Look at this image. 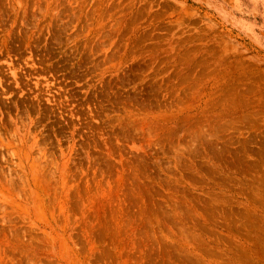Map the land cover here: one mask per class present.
<instances>
[{"label":"rangeland","instance_id":"obj_1","mask_svg":"<svg viewBox=\"0 0 264 264\" xmlns=\"http://www.w3.org/2000/svg\"><path fill=\"white\" fill-rule=\"evenodd\" d=\"M2 263L264 264V0H0Z\"/></svg>","mask_w":264,"mask_h":264},{"label":"bare ground","instance_id":"obj_2","mask_svg":"<svg viewBox=\"0 0 264 264\" xmlns=\"http://www.w3.org/2000/svg\"><path fill=\"white\" fill-rule=\"evenodd\" d=\"M108 192V191H107ZM111 192V191H110ZM127 256V255H126ZM3 264V263H2ZM123 264V263H122Z\"/></svg>","mask_w":264,"mask_h":264}]
</instances>
